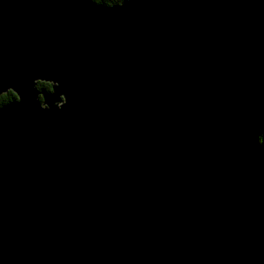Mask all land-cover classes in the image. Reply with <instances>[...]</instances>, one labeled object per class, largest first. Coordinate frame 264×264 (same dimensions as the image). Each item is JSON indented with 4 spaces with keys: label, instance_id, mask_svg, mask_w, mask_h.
Segmentation results:
<instances>
[{
    "label": "water",
    "instance_id": "1",
    "mask_svg": "<svg viewBox=\"0 0 264 264\" xmlns=\"http://www.w3.org/2000/svg\"><path fill=\"white\" fill-rule=\"evenodd\" d=\"M259 48L252 0H0V264H260Z\"/></svg>",
    "mask_w": 264,
    "mask_h": 264
},
{
    "label": "trees",
    "instance_id": "2",
    "mask_svg": "<svg viewBox=\"0 0 264 264\" xmlns=\"http://www.w3.org/2000/svg\"><path fill=\"white\" fill-rule=\"evenodd\" d=\"M95 1H98V2H103V3H105V4H107V5H114V4H119V3H121V1L122 0H95ZM252 3H253V16H254V18H255V20H256V22H258L257 21V18H259V21H260V29H263L264 27H263V25H264V20H263V22H262V20L260 19V17H259V15H261L260 14V12H263L262 10V7H263V5L261 4V0H252ZM258 4V5H257ZM261 5H262V7H261ZM259 6V7H258ZM255 13V14H254ZM263 16H264V14H262ZM259 26V25H258ZM257 31H258V35L259 36H262V34L260 33V31L261 30H259V28L257 29ZM261 42L264 44V42H263V40H261ZM263 55H264V52L262 51L261 52ZM263 61H264V57H263ZM263 64H264V62H263ZM45 84V83H44ZM47 87L49 88V86L47 85ZM14 95V93L13 92H11V91H9L8 93H6V94H3L2 96H0V103L1 102H6V101H8L12 96ZM261 137H262V139L264 138V134L262 133V135H261ZM262 139H260V141L262 142ZM260 142V144H261V151H262V156H261V158H262V162H263V167H264V143L262 144ZM263 145V146H262ZM263 167H262V169H263ZM262 180H263V183H264V169L262 170ZM263 188V187H262ZM264 193V191H263V189L261 190V193H260V197H261V195ZM263 197V196H262ZM263 200H264V197L262 198ZM262 264H264V262H262Z\"/></svg>",
    "mask_w": 264,
    "mask_h": 264
},
{
    "label": "bare ground",
    "instance_id": "3",
    "mask_svg": "<svg viewBox=\"0 0 264 264\" xmlns=\"http://www.w3.org/2000/svg\"><path fill=\"white\" fill-rule=\"evenodd\" d=\"M263 1V0H262ZM258 5V4H257ZM259 7V6H258ZM255 14V13H254ZM259 24V23H258ZM253 28H254V39H255V41L257 42H261L260 41V39H259V37L257 36V25H256V20H255V18H254V16H253ZM264 29V28H263ZM262 29V30H263ZM259 30H260V28H259ZM257 33V34H256ZM264 35V34H263ZM262 40V39H261ZM263 45V44H262ZM264 46V45H263ZM260 47H261V43H260ZM261 52H262V50H261ZM264 52V51H263ZM259 53H260V51H259ZM257 55L260 57V60H259V64H261L260 65V73H263V71H264V64H263V62H262V58H261V55L260 54H258L257 53ZM263 80H262V85H263V90H264V73H263ZM260 138L262 139V137H259V146H258V151H259V163H260V167H259V171H258V175H257V177H259V183H260V187H259V191L261 192V190H262V158H261V156H262V151H261V144H260ZM262 143V142H261ZM263 144V143H262ZM263 146V145H262ZM264 160V159H263ZM263 169H264V167H263ZM264 187V186H263ZM260 192L259 193H257V195H258V197H260ZM260 200H261V202H263L262 200L263 199H261V197H260ZM264 203V202H263ZM263 206H264V204H263ZM262 262H264V259L262 260ZM262 262H260V264H262Z\"/></svg>",
    "mask_w": 264,
    "mask_h": 264
},
{
    "label": "rangeland",
    "instance_id": "4",
    "mask_svg": "<svg viewBox=\"0 0 264 264\" xmlns=\"http://www.w3.org/2000/svg\"><path fill=\"white\" fill-rule=\"evenodd\" d=\"M122 1H123V0H122ZM122 1H121V2H122ZM261 4L263 5V7H262V5H261V7H262V9H263V10H262L263 12H260L261 15H259V17H260V19H261L262 22H263V20H264V16H263L262 14H264V0H263V1L261 0ZM257 21H258V22H256V25H257V29H258V28H260V21H259V18H257ZM258 23H259V24H258ZM258 25H259V26H258ZM263 27H264V25H263ZM260 30H261L260 33L262 34V36H259V35L257 34L258 31H257L256 34H257V36L259 37V39L261 38V39L263 40V42H264V35H263V34H264V29H263V30L260 29ZM261 39H260V41H261ZM260 43H261V48H259V51H260V55H261L262 62H263V57H264V55L261 53V50L264 51V46H263L264 44H263L262 42H260ZM262 44H263V45H262ZM263 73H264V71H263ZM3 94H4V93H3ZM1 95H2V94H1ZM14 96H15V95H13L8 101H10ZM8 101H6V102H1L0 105H1V104H4V103H7ZM262 129H263V130H262V133L264 134V127H263ZM260 139H261V138H260ZM262 143H264V138L262 139ZM261 160H262V159H261ZM262 167H263V162H262ZM262 170H263V169H262ZM263 186H264V183H263V181H262V187H263ZM262 189H263V191H264V187H263ZM260 193H261V192H260ZM262 196L264 197V193L261 195V199L263 198ZM262 201L264 202V200H262Z\"/></svg>",
    "mask_w": 264,
    "mask_h": 264
},
{
    "label": "flooded vegetation",
    "instance_id": "5",
    "mask_svg": "<svg viewBox=\"0 0 264 264\" xmlns=\"http://www.w3.org/2000/svg\"><path fill=\"white\" fill-rule=\"evenodd\" d=\"M45 83V84H44ZM38 87L40 89H45V90H52V83L51 82H48V81H38ZM47 85L49 86V88L47 87ZM11 91V90H10ZM9 92V91H8ZM6 92V93H8ZM12 92V91H11ZM4 93V94H6ZM14 93V92H13ZM3 95V94H2ZM0 95V96H2ZM15 95V94H14Z\"/></svg>",
    "mask_w": 264,
    "mask_h": 264
}]
</instances>
